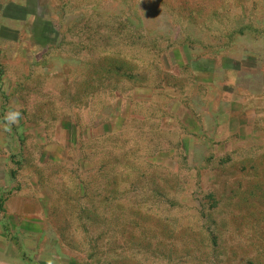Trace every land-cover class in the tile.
Instances as JSON below:
<instances>
[{
	"label": "rangeland",
	"instance_id": "1",
	"mask_svg": "<svg viewBox=\"0 0 264 264\" xmlns=\"http://www.w3.org/2000/svg\"><path fill=\"white\" fill-rule=\"evenodd\" d=\"M0 264H264V0H0Z\"/></svg>",
	"mask_w": 264,
	"mask_h": 264
},
{
	"label": "clouds",
	"instance_id": "2",
	"mask_svg": "<svg viewBox=\"0 0 264 264\" xmlns=\"http://www.w3.org/2000/svg\"><path fill=\"white\" fill-rule=\"evenodd\" d=\"M20 112L17 111H12L9 114L6 115L5 119L7 121V123L5 124V130L10 131L11 130V126L14 124H18L19 120H20Z\"/></svg>",
	"mask_w": 264,
	"mask_h": 264
}]
</instances>
